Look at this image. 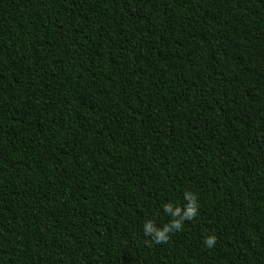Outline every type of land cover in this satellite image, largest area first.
I'll list each match as a JSON object with an SVG mask.
<instances>
[{
  "label": "trees",
  "instance_id": "16d2710c",
  "mask_svg": "<svg viewBox=\"0 0 264 264\" xmlns=\"http://www.w3.org/2000/svg\"><path fill=\"white\" fill-rule=\"evenodd\" d=\"M0 264H264V0H0Z\"/></svg>",
  "mask_w": 264,
  "mask_h": 264
},
{
  "label": "clouds",
  "instance_id": "9594fccd",
  "mask_svg": "<svg viewBox=\"0 0 264 264\" xmlns=\"http://www.w3.org/2000/svg\"><path fill=\"white\" fill-rule=\"evenodd\" d=\"M184 198L187 201L184 208L174 207L171 203L164 205V212L173 217V219L162 228L156 227L151 220L145 222L143 226L144 235L150 237V240L146 239V244L152 246L153 244L168 243L171 233L181 231L185 221H192L197 217L199 212L197 196L192 192L186 191ZM216 242L217 238L215 235L207 236L203 241L204 245L209 249L213 248Z\"/></svg>",
  "mask_w": 264,
  "mask_h": 264
}]
</instances>
